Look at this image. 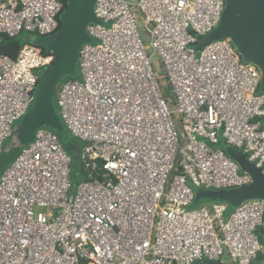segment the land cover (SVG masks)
<instances>
[{
    "label": "built area",
    "instance_id": "built-area-1",
    "mask_svg": "<svg viewBox=\"0 0 264 264\" xmlns=\"http://www.w3.org/2000/svg\"><path fill=\"white\" fill-rule=\"evenodd\" d=\"M63 7L61 0H0V35L51 33ZM223 8L224 0H96L101 22L86 26L92 42L78 50L81 79H65L56 92L59 115L82 142L83 180L69 195L71 159L52 130L37 128L0 174V264L264 259L256 234L264 227V200L242 202L226 220L223 201L188 209L195 193L188 180L196 189L251 181L224 148H214L219 137L264 170L259 69L228 37L199 52L192 47L196 35L218 25ZM52 58L31 43L15 58L0 55V153Z\"/></svg>",
    "mask_w": 264,
    "mask_h": 264
},
{
    "label": "water",
    "instance_id": "water-1",
    "mask_svg": "<svg viewBox=\"0 0 264 264\" xmlns=\"http://www.w3.org/2000/svg\"><path fill=\"white\" fill-rule=\"evenodd\" d=\"M96 0H65L59 14V26L48 34H30V43L42 46L52 55V61L43 67L30 108L20 121L13 126L4 151L22 147L33 141L39 127L48 126L56 131L63 129L55 110L53 96L57 84L64 77L78 73L77 57L80 46L92 42L86 30L88 23H100L94 13ZM230 38L241 58L253 63L260 71L258 90L264 92V0H224V8L218 25L205 35H196L192 45L199 52L213 40ZM224 150L239 165L240 170L249 174L248 184L221 189L195 190L193 202L206 198L223 201L236 207L251 199L264 200V170L246 158V153L226 144ZM210 264H231L221 258L204 260Z\"/></svg>",
    "mask_w": 264,
    "mask_h": 264
},
{
    "label": "rangeland",
    "instance_id": "rangeland-1",
    "mask_svg": "<svg viewBox=\"0 0 264 264\" xmlns=\"http://www.w3.org/2000/svg\"><path fill=\"white\" fill-rule=\"evenodd\" d=\"M137 17L140 18V14L137 12ZM138 33L141 37V39L143 40L145 45L149 44V39L148 36L144 30V28L141 25L140 19L138 20ZM18 37L20 38V40H22L23 42H26L27 39H30V34L28 32H22L18 35ZM151 64L154 68V70L157 72L158 76H159V81H160V87H161V91L162 93L167 97H170V89L168 88V82L166 80V78L164 77V70L162 68V64L158 58L157 55L152 54L151 58ZM43 70V68L40 70ZM78 70V69H77ZM70 78L73 79H77L80 80V74L77 73L76 75L70 76ZM68 79V78H67ZM65 80V79H64ZM63 79L59 81V83L57 84V88L55 90L54 96H53V100H54V104L55 107L58 109L57 105H56V92L59 89V86L61 84L62 81H64ZM170 106H172L170 104ZM30 108V107H29ZM172 120L174 122V125L176 127L177 132L179 133L180 131V121L178 119V115L176 113L172 114ZM20 121V119L18 121H16L13 126L18 123ZM51 130V129H50ZM59 138V141L61 143V145L63 146L66 154L70 157L71 159V164H70V172H69V195H74L76 193L77 187L79 185V183L83 180V174H82V169H81V162H80V147L82 146V142L76 138L71 132L70 130L66 127L65 123L63 122V129L61 131H54L52 130ZM9 141V137L6 138L3 143H2V150L0 153V174H1V170L4 169V167L8 164L10 155L12 153V150H10L9 152L4 151L6 144ZM225 142L222 138L219 137V143L217 145H214V148H224L225 147ZM22 147H15V149H18V152L21 150ZM17 152V153H18ZM188 185L192 188L193 191L196 190L195 186L191 184V182L188 180L187 181ZM212 203V201H210L209 199L206 198H202L199 199V201L197 203H194L193 205H190L188 207V209H195L198 208L202 205L205 206H209ZM234 209L233 206L228 205L227 210L224 212V219L226 220L230 214V212ZM44 210V209H41ZM256 234L260 240V242L264 245V233L261 231V229H257ZM223 259L224 260H228V256L227 255H223ZM256 264H264V261H256Z\"/></svg>",
    "mask_w": 264,
    "mask_h": 264
},
{
    "label": "trees",
    "instance_id": "trees-1",
    "mask_svg": "<svg viewBox=\"0 0 264 264\" xmlns=\"http://www.w3.org/2000/svg\"><path fill=\"white\" fill-rule=\"evenodd\" d=\"M63 2V6L65 5V0H61ZM22 32H25V31H21L20 33ZM18 33L17 35H14V36H8V35H0V55H5V56H8V57H11V58H15L20 50V48L26 44V43H30V39L28 38L26 42H23L22 40H20V38L18 37V35L20 34ZM29 34H32L30 32H28ZM39 51L41 53H48L44 47L42 46H37L35 45ZM67 78H70V77H64V79H67ZM168 88L170 89L169 85H168ZM54 101V100H53ZM55 106V104H54ZM55 110L56 112L58 113V116L60 118V121L61 123L63 124V119L61 118V116L59 115V112H58V109L55 107ZM45 128H48V129H51V130H54L48 126H43ZM56 131V130H54ZM17 152H18V149H14L10 155V158H9V161L8 163L14 158V156L17 155ZM2 171V170H1ZM194 202L192 201L190 203V205H193ZM189 205V206H190ZM261 231L264 233V227H261L260 228ZM264 261V259L261 257V256H258V258L255 260V262L253 264H256V261Z\"/></svg>",
    "mask_w": 264,
    "mask_h": 264
}]
</instances>
